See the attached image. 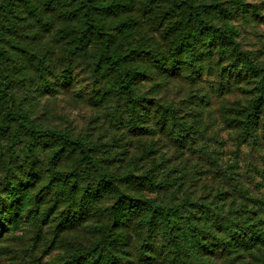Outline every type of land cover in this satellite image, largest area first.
I'll return each instance as SVG.
<instances>
[{"label": "rangeland", "instance_id": "374dc122", "mask_svg": "<svg viewBox=\"0 0 264 264\" xmlns=\"http://www.w3.org/2000/svg\"><path fill=\"white\" fill-rule=\"evenodd\" d=\"M196 1L212 6L205 13L211 23L235 30L243 54L240 62L218 46L207 51L205 34L195 38L194 61L188 53L174 57L176 32L171 29L176 18L166 15V0H100L107 9L98 11L99 17L114 45L132 55L125 65L131 67L129 78L134 79L135 92L150 102L146 104L150 118L139 121L135 129L127 122L123 97L106 91L109 76L103 67H95V45L86 56H75L70 62L71 35L66 32L79 25V20L66 15L64 7L69 2L49 7L45 0H29L48 19L45 27L19 1L15 21L22 34L9 32L6 36L27 47L17 70L20 80L12 88L16 105L22 104L43 129L61 130L93 148L117 188L101 196L95 208L81 218L62 188L48 187V149L40 178L32 186L18 187L20 201L9 198L2 175L0 211L11 212L0 213V264H59L77 250L94 247L110 223L104 211L119 191L153 204H177L189 198L196 219L209 216L207 237L223 234L211 218L214 214L219 219L234 218L242 225L264 219V105L250 130L244 115L258 95L261 78L243 66L249 58L264 69V0ZM8 47L15 50L12 44ZM230 66L233 73L224 72ZM236 69L241 74L236 75ZM164 107L175 109L178 121L187 125L182 132L188 135L185 142H178L167 127L159 125ZM56 168L71 175L72 159H64ZM145 175L162 181L165 187L156 189L143 181ZM99 178L94 173L86 180L95 187ZM65 213L78 219L59 229ZM134 221L131 234L121 228L124 240L113 243L114 251L121 255L117 264H173L158 251L160 238L144 242ZM224 249L215 246L202 255V263L264 264V244L239 253Z\"/></svg>", "mask_w": 264, "mask_h": 264}, {"label": "trees", "instance_id": "16d2710c", "mask_svg": "<svg viewBox=\"0 0 264 264\" xmlns=\"http://www.w3.org/2000/svg\"><path fill=\"white\" fill-rule=\"evenodd\" d=\"M19 1L34 12L39 24L45 27L48 25V19L38 13L36 5L31 7L29 0H0V177L3 175L9 198L20 201L17 196L18 187L35 184L43 170V158L48 154V187L57 185L62 188L69 204L77 206L81 218H84L88 211L95 208V203L101 196L113 192L117 186L115 187L113 176L99 164L93 148L83 141L71 138L61 130L43 129L30 118L29 112L22 104L16 105L12 88L13 84L20 80L17 70L21 64V53L26 52L27 47L22 42L12 41L6 36L9 32L22 34L15 21ZM62 1L69 2L68 7H64L66 15L79 20V25L66 32L71 35V47L68 51L70 62L75 56H86L90 46L95 45V67L98 70L103 67V71L109 76L107 93L123 97L130 128L135 129L139 121L147 122L150 115L146 104L150 102L136 94L134 79L129 78L131 67L125 63L132 55L119 51L118 46L114 45L113 36L106 31L105 23L99 17L98 11L107 9L104 3L100 0H45V3L50 7ZM166 1V15L176 18L173 24L175 26L171 29L176 32L173 36L174 57L178 58L180 53H188L190 60L194 61L197 50L195 38L198 34H205L207 51L218 46L220 51L231 53L236 61L242 60L243 54L235 39V30L231 27H219L206 19L205 13L212 6L196 0ZM147 7L150 9L151 3H148ZM9 44H12L15 50L12 51L8 47ZM31 56L34 57L33 54ZM37 62L42 65L41 60ZM243 63L247 71L261 78L258 95L245 109L246 126L250 130L252 125L257 123L264 105V69L256 67L249 58H245ZM224 72L232 74V67L230 66L229 70L225 67ZM234 73L239 75L241 70L236 69ZM163 109L158 119L159 125L167 127L168 132L172 133L178 142H185L188 135L182 132L187 125L178 121L175 109ZM144 129L148 130L146 127ZM66 158L72 159L71 175L56 168ZM94 173L100 176L95 187L90 186L86 180ZM142 179L156 189L165 187L162 181L153 176L145 175ZM80 193L82 195L77 202ZM192 204L194 203L189 198L177 204H153L150 200L119 191L115 202L104 211L108 213L110 223L101 241L92 248L77 250L68 261L59 264H117L121 255L114 251L113 243L118 238V241L124 240L125 234L120 231L121 228L131 234L130 225L134 220L138 222L135 230L140 229L139 232L145 236L144 242L153 237L160 238L162 244L158 251L173 264H205L202 263V255L210 252L215 246L222 245L224 250L239 253L242 249L264 244L263 218L258 217L247 225H242L234 218L219 219L214 214L211 218L223 234L217 237L215 233L212 237H207V233L211 232L206 225L209 216H199L200 218L196 219L192 214ZM10 212L0 211L1 214ZM203 213L205 214L200 210V214ZM77 219V215L65 213L58 227L66 229Z\"/></svg>", "mask_w": 264, "mask_h": 264}]
</instances>
